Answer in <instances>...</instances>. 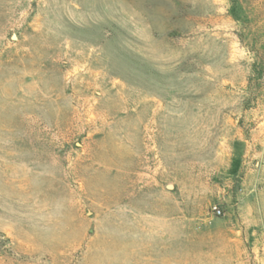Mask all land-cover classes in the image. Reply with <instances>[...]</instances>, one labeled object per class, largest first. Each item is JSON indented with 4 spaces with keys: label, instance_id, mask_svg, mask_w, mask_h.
I'll return each instance as SVG.
<instances>
[{
    "label": "rangeland",
    "instance_id": "rangeland-1",
    "mask_svg": "<svg viewBox=\"0 0 264 264\" xmlns=\"http://www.w3.org/2000/svg\"><path fill=\"white\" fill-rule=\"evenodd\" d=\"M0 264H264V0H0Z\"/></svg>",
    "mask_w": 264,
    "mask_h": 264
},
{
    "label": "built area",
    "instance_id": "built-area-1",
    "mask_svg": "<svg viewBox=\"0 0 264 264\" xmlns=\"http://www.w3.org/2000/svg\"><path fill=\"white\" fill-rule=\"evenodd\" d=\"M213 209H214V212L216 214H220L221 213V210L219 208H217L216 206H213Z\"/></svg>",
    "mask_w": 264,
    "mask_h": 264
}]
</instances>
